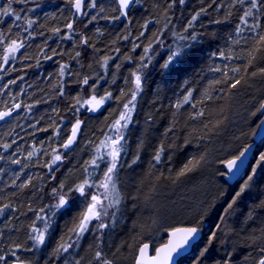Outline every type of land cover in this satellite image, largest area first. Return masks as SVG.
<instances>
[{
  "label": "trees",
  "instance_id": "1",
  "mask_svg": "<svg viewBox=\"0 0 264 264\" xmlns=\"http://www.w3.org/2000/svg\"><path fill=\"white\" fill-rule=\"evenodd\" d=\"M169 2L140 0L129 10L131 23L123 18H102L119 14L111 10L118 8L115 0H97V8L85 7L87 15L75 13L69 0L14 3L12 7L22 17L27 15L37 21L27 31L23 19L17 22L19 27H15L14 17H0V33L6 37L4 44L11 39L24 41L15 60L6 65L0 60V66L5 69L0 72V111L12 109L17 103L21 105L11 117L0 121V144L11 145L7 150L0 147V157H3L0 159V207L10 204L16 209L15 212L6 210L0 216V255L7 257V261L0 264H11L15 259L11 256L14 244L22 246L17 252L21 260L63 264L64 257L57 260L52 253L61 237L67 241L70 236L79 246L69 251L80 259V264H101V260L95 258L97 251L112 264H135L143 243H150L155 250L166 242L169 230L197 224L204 235L179 264H194V258L209 247V234L213 231H216V239L205 257L200 258L202 264L218 261L223 264L228 254L232 255L233 264H256L260 248L264 247V165L256 168L252 181L246 182V179L257 166L259 154L264 153V141L238 182L230 185L221 174H225L223 162L234 158L253 142V133L263 117L264 112L257 110L264 103V75L260 73L264 68V51L253 52L256 58L246 67L253 33L245 31L235 36L241 12L232 9L233 15L225 21L230 0H217L216 4L212 0H185L184 4L177 2L170 8ZM88 3L89 0H85V5ZM221 3L224 8L217 11ZM101 5L105 7L104 12H100ZM0 6H7V0H0ZM201 9L206 11L201 13L194 27L185 32L192 16ZM92 16L96 19L88 23ZM149 20L152 23L147 30L143 29L142 25ZM216 20L224 22L217 24ZM69 22L73 24L71 30L66 27ZM57 28L59 34L53 31ZM141 32L144 35L137 40ZM174 32L197 34V41H179ZM229 33L233 34V39H239L240 44L226 43ZM66 35L72 39H62ZM85 38L88 44L82 43ZM149 41H152L148 54L151 63L142 68L140 57L145 55L143 48ZM181 43L186 45V55L169 70L163 69L170 49ZM135 44L140 47L133 51ZM229 47L233 55L240 58L227 61L212 56L213 52ZM76 52L80 53L78 57ZM3 55L4 46L0 45V57ZM105 56L110 57L106 71L101 67ZM61 64L68 65L64 76L59 74ZM116 64L121 65L118 70ZM214 67L228 71L230 77H242L241 83L230 88L231 79L224 81L223 71H212ZM233 67H240L241 71L233 73L230 70ZM138 68L144 83L126 130V153L121 154L122 167L117 182L123 200L121 212L117 214L115 226H110L103 236L92 227L77 240L73 229L88 200L69 189H74L86 176V162L95 155L96 147L124 110L123 104L134 87L131 73ZM85 76L89 77V85L95 86V92L92 87L83 85ZM217 80L222 82L214 83ZM61 89L63 96L59 94ZM122 90L124 96H121ZM188 91H192V97L185 104L183 98ZM106 92L112 93V99L98 111H89L87 105H76L77 112L73 107L77 97L89 99L94 94L100 98ZM178 102L182 104L180 108L176 107ZM27 105L32 107L29 109ZM76 119L82 123L76 143L68 152L61 145L71 134ZM57 129L59 135H56ZM161 145L165 150L157 164L153 157ZM53 149L63 159L49 171L45 164L56 154ZM30 152L34 154L29 159ZM136 155L140 159L132 164ZM15 160L20 163H13ZM190 163L196 165L193 170L179 176ZM96 175L102 173L98 171ZM61 183L64 189L60 188ZM245 183H249V188L225 211ZM22 184L26 186L20 187ZM60 194L69 199L71 211L62 209L51 217L52 206ZM37 216L48 219L51 224L48 241L39 253L24 251L32 246L31 226L43 227L44 221Z\"/></svg>",
  "mask_w": 264,
  "mask_h": 264
},
{
  "label": "snow or ice",
  "instance_id": "2",
  "mask_svg": "<svg viewBox=\"0 0 264 264\" xmlns=\"http://www.w3.org/2000/svg\"><path fill=\"white\" fill-rule=\"evenodd\" d=\"M30 2H36V0H7V6H0V17H14L13 20V26L19 27V24L17 22L23 21L26 23L27 28L25 29H31L33 25L37 23V21L33 18L28 17L25 15L22 17L19 12H17L12 5L14 3L16 4H22L27 5ZM69 2L72 4L73 8L75 9V13L87 15V12L84 11L85 7L89 9H95L97 8V0H89V3L85 5V0H69ZM184 4L185 0H170L168 7H172V5L176 4ZM217 0H212L213 4H216ZM140 0H115V4L118 5V8L113 7L111 10L113 12L118 11V15L113 17L104 16L103 19H112V20H119L123 18L128 23H131V20L129 19V9L134 6L135 4H139ZM211 6V5H210ZM222 8H224L223 3L219 4L217 6V11H220ZM232 9H237L241 12V15L239 16V21L236 24L235 27V36L239 37L241 36L245 31H248L250 33H253L252 40L253 45L251 49L248 50V58H247V66H251L253 61L255 60V56L253 55V52L258 51H264V0H230V3L228 5V11L225 13V21L228 17L233 15ZM23 11V9H22ZM27 11H35V9H27ZM105 7L103 5L100 6V12H104ZM206 9H201V12H197L195 15L192 16L191 20L188 22L187 27L184 29L185 32H188V29L193 28L195 21L198 19V17L201 15V13L205 12ZM165 17L167 18V12H165ZM96 19V16H92L88 23H91ZM2 22V21H0ZM224 21L216 20L215 23L220 24ZM152 23L151 20L146 21L142 28L147 30L148 25ZM87 26V25H86ZM66 27L71 30L73 28V24L69 22ZM164 27H167V24L164 25ZM9 32L12 31V28L9 27ZM55 33L59 34L60 29H54ZM31 35V34H30ZM144 35V32H141L139 36L136 37L137 40L140 39L141 36ZM173 35L179 40V41H188L191 40L193 42L197 41V34H189V35H183L179 33H173ZM6 37L3 35V33H0V45L4 46V55L0 57V60L3 61V64H8L10 60H15L16 53L20 51L21 48L24 47V41L22 39H11L9 43L6 45L4 44V40ZM62 39H72L70 35H66L62 37ZM124 39H128V37H124ZM228 41H231L232 44H240L239 39H233V34L229 33L228 39L226 40V43ZM160 41L157 40V43ZM83 44H88L87 39L82 40ZM244 43H248V39H244ZM140 47L139 44H135L133 46V51L136 50V48ZM187 47H191V45H188ZM152 50V41H149L148 46H145L143 48V52L145 55L140 57L141 61V67L147 68L148 64L151 63V57L148 55ZM118 52L119 49H116ZM56 52L53 50V55H55ZM77 57L80 55L79 52H76L75 54ZM186 55V45L185 44H177V46L174 49H170L169 54L167 56V59L162 65V68L165 70H169L171 66L174 64H178L181 62L182 58ZM213 57H216L221 60H227L231 61L233 59H238L240 57H236L232 53L231 47H229L227 50L221 49L216 52L212 53ZM51 59V57H48ZM110 57L105 56L103 58L101 67L107 70L108 62ZM114 59V58H113ZM126 59L131 60V57H126ZM147 61L148 63H145ZM116 69L118 70L121 65L116 64ZM227 67V65L225 66ZM68 69V65L61 64L60 66V76L65 75V71ZM5 69L0 66V72L4 71ZM215 72H221L223 71V77L224 81H228L231 79V84L229 85L230 88H236L237 85L241 83L242 77H230L228 71H224L220 67H214L211 69ZM233 73H238L241 71L240 67H233L230 69ZM260 73L264 75V68L260 69ZM142 72L140 68L133 71L131 73V76L133 77L132 83L134 84V87L131 89L129 99L126 103L123 104V111L119 113L118 119H116L110 126L109 134L105 135V138L100 141L99 145L96 147L95 155L86 162V165L84 167V173H86V176L82 179V181L75 186L74 189H69V192L75 191L79 194L81 197H85L88 200L87 206L85 211L82 213L81 217L79 218V223L75 226L73 229V234L77 237V240H79L85 232L89 230V225L92 224L93 221H96L97 223L93 225L95 229L99 231V233L102 235L103 230L109 228L110 226H115L117 222V214L121 212V204L123 202L120 191L117 188V182H118V173L121 165V159H122V153H126V130L129 127V124L132 122V112L135 110L136 104L135 101L137 99V96L142 92L143 90V79H142ZM252 75H255V72L252 73ZM113 82H115L113 80ZM222 81H214V83H221ZM12 83H15V81H12ZM83 85H88L89 87L93 88V92H95V86L89 85V77L85 76L82 79ZM125 83H128V80H125ZM61 96L64 95L63 90L61 89L60 93ZM125 92L121 91V96H124ZM192 97V91H188L187 94L183 98V103H189L190 99ZM109 99H112V93L106 92V94L103 97L97 98L96 95H92L89 99H82L77 97L76 103L73 105L74 108H76V111H79V107H84L85 105L88 106L89 111H98L99 108ZM76 105H79V107H76ZM182 104L178 102L176 104L177 108H180ZM195 107V104L192 105ZM27 108H31L32 105H27ZM21 105L19 103L14 104L12 106V109H5L3 111H0V121L5 120L8 117H11L13 115V111L20 109ZM259 112H264V103H261L259 109L257 110ZM198 115H203V113H198ZM81 121L79 119H76V122L71 126V134L65 139L61 147L67 151L73 147V145L76 143L77 135L79 133L80 127H81ZM264 126V120H260L257 124V128ZM44 131H47V129H44ZM168 131H171L169 129ZM167 134V133H165ZM56 135H59V130H56ZM255 135V133H253ZM0 147L7 150L11 147L10 144H0ZM164 146L161 145L160 148L157 150L155 156L153 159L157 164L160 163L162 153L164 152ZM250 146L245 147L238 155H236L232 159H228L224 161V167L228 170L229 173L235 172L238 166L241 164L243 159L245 158L246 154L249 152ZM38 151V150H36ZM53 152L56 153L52 156L51 162L46 163L45 166L49 169V171L53 170L54 165L57 164V162H62V155L58 153L56 149H53ZM33 152L28 153V158L30 159L33 156ZM0 159H3V157H0ZM140 159L139 155H136L134 159L132 160V164L137 163V161ZM13 163L19 164V160L13 161ZM103 165V167H102ZM264 165V153L259 154V160L257 162V168ZM131 167V165H128ZM195 164L190 163L189 165H186L180 172L179 176H184L187 173L191 172L193 168L195 167ZM91 169V171H89ZM101 172V176H97V172ZM221 175H224L222 173ZM256 175V169L253 168L251 171V175L247 177L248 181H252L253 177ZM16 179H19V176L16 177ZM31 178H29L30 180ZM97 180L99 181L97 183ZM26 185L22 184L20 187H25ZM249 183H245L239 191H237L231 201L227 204V209H231L234 204H236L237 200L240 198V196L249 188ZM64 184H60V188L64 189ZM92 189H96V191H91ZM103 189L102 192L99 190ZM53 195H57V190L53 189ZM51 211V217H54L57 212L64 209L65 211H71V205H69V200L66 198L65 194H60L57 199V203L52 206ZM9 210L11 212H15L16 209L12 207L10 204H4L3 207H0V216H3L5 214V211ZM41 211H44V209H41ZM49 217V219L51 218ZM38 220H43L44 224L42 228L36 227L35 224L31 226V234L29 236V239L32 241V246L23 249L24 251L29 252H37L39 253L41 249H44L46 246V243L48 241L49 236V229L51 228V224L49 223L48 219H45L42 216H37ZM216 230H219V224L215 226ZM202 231L201 227L197 225L193 226H186V227H177L173 228L169 233L170 239L168 240L167 244H164L161 247L155 248V256L145 258L146 251L149 249V243L145 242L142 244V246L139 248V256L136 260V264H176L175 257L180 256L182 253L186 252L188 248L191 246L192 241H194L198 234ZM216 239V231H213L209 234V241L208 245L211 247L212 242ZM72 241V242H69ZM75 247H78L77 241H73L72 237H68V240L65 241L63 237H61V242L54 248L52 256L55 257V259L59 260L61 256L64 257L63 264H80V259H77L69 250L73 249ZM209 247H205L203 251L199 253L198 258H194V264H202V261L200 258L205 257V255L209 252ZM22 246L19 244H14L11 249V256L15 257V259L12 261V264H34V261L32 260H21V258L17 255V252L21 251ZM261 255L259 259L256 261V264H264V247L260 248ZM67 254V255H65ZM95 258L97 260H101V264H112L111 261L107 259H102V253L100 251H97L95 254ZM0 261H7V257L4 255H0ZM43 264H48V260H44ZM219 264V261L217 262ZM223 264H233L232 261V255L228 254L223 259Z\"/></svg>",
  "mask_w": 264,
  "mask_h": 264
},
{
  "label": "water",
  "instance_id": "3",
  "mask_svg": "<svg viewBox=\"0 0 264 264\" xmlns=\"http://www.w3.org/2000/svg\"><path fill=\"white\" fill-rule=\"evenodd\" d=\"M131 8H132V7H131ZM131 8H130V9H131ZM130 9H129V10H130ZM91 112H93V111H91ZM262 120H264V117H263ZM77 136H78V135H77ZM263 140H264V126H261V127H259V128L257 129L255 135L253 136V142L249 145V146H250V150H249V152L246 154L245 158L243 159V161L241 162V164L238 166V168L236 169V171H235V172H232V173H229L228 170L224 167L225 172H226L225 179H226V181H227L230 185H234L236 182H238V181L243 177L244 173L246 172V170L248 169V167H249V165H250V163H251V161H252V158H253V156H254V153H255V151H256L258 145H259ZM74 145H75V144H74ZM74 145H73V147H74ZM249 146H248V147H249ZM73 147H72V148H73ZM72 148L69 149V150H67V151L70 152V151L72 150ZM171 230H172V229H171ZM171 230H169V231L167 232V240H166V242L163 243L162 245L158 246V247H161V246H163L164 244H167V243H168V240L170 239L168 233H169ZM202 237H203V232L201 231V232L198 234L197 238H196L194 241H192V244H191V246L188 248V250H187L186 252L182 253L180 256L175 257L176 264H179V262H180L183 258H185V257H187L188 255L191 254V252H192L194 246H195V245H196V244L202 239ZM158 247H157V248H158ZM138 256H139V251H138V254H137V258H138ZM152 256H155V250L152 249V246H151V244L149 243V249L146 251L145 258L147 259L148 257H152ZM137 258H136V260H137ZM11 264H12V263H11ZM135 264H136V261H135Z\"/></svg>",
  "mask_w": 264,
  "mask_h": 264
},
{
  "label": "rangeland",
  "instance_id": "4",
  "mask_svg": "<svg viewBox=\"0 0 264 264\" xmlns=\"http://www.w3.org/2000/svg\"><path fill=\"white\" fill-rule=\"evenodd\" d=\"M253 168L256 169L257 166H254ZM253 168H252V169H253ZM252 169H251V171H252ZM251 171H250V175H251ZM82 178H83V177H82ZM246 180H247L246 182H248V179H246ZM80 181H82V179H81ZM76 185H77V184H75L73 187L75 188ZM99 191L102 192L103 189H100ZM68 200H69V199H68ZM117 217H118V216H117ZM96 223H97L96 221H95V222L93 221L92 224L89 225V230H88V231H90L91 228L93 227V225H95ZM94 229H95V228H94ZM95 230H96V233H97L98 235L103 236V234L108 230V228L103 230V234H102V235L99 233V231H98L97 229H95ZM108 231H109V230H108ZM108 231H107V232H108ZM85 233H86V232H85Z\"/></svg>",
  "mask_w": 264,
  "mask_h": 264
},
{
  "label": "bare ground",
  "instance_id": "5",
  "mask_svg": "<svg viewBox=\"0 0 264 264\" xmlns=\"http://www.w3.org/2000/svg\"><path fill=\"white\" fill-rule=\"evenodd\" d=\"M263 117H264V113H263ZM263 117H262V119H263ZM262 119H261V120H262ZM255 133H256V132H255ZM263 141H264V140H263ZM263 141H262V142H263ZM262 142H261V143H262ZM261 143H260V144H261ZM260 144H259V145H260ZM259 145H258V146H259ZM257 148H258V147H257ZM256 150H257V149H256ZM253 157H254V156H253ZM252 159H253V158H252ZM246 171H247V170H246ZM224 172H225V169H224ZM245 173H246V172H245ZM245 173H244V174H245ZM224 175H226V172H225ZM243 176H244V175H243ZM224 178H225V176H224ZM225 180H226V179H225ZM202 232H203V230H202ZM203 235H204V232H203Z\"/></svg>",
  "mask_w": 264,
  "mask_h": 264
}]
</instances>
